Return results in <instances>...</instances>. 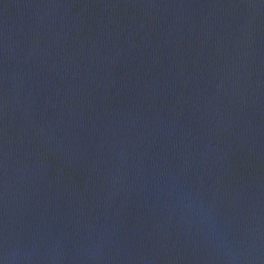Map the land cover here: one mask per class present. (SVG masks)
<instances>
[{"label": "water", "instance_id": "water-1", "mask_svg": "<svg viewBox=\"0 0 264 264\" xmlns=\"http://www.w3.org/2000/svg\"><path fill=\"white\" fill-rule=\"evenodd\" d=\"M0 264H264V0H0Z\"/></svg>", "mask_w": 264, "mask_h": 264}]
</instances>
